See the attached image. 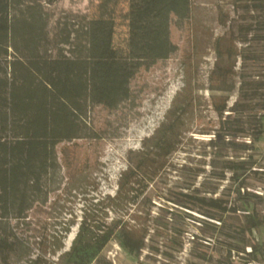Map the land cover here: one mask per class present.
I'll return each mask as SVG.
<instances>
[{"label": "trees", "instance_id": "obj_1", "mask_svg": "<svg viewBox=\"0 0 264 264\" xmlns=\"http://www.w3.org/2000/svg\"><path fill=\"white\" fill-rule=\"evenodd\" d=\"M53 1L0 0L2 255L28 212L37 203H47L50 183L61 170L57 145L101 137L89 121L92 109L98 105L115 109L131 98L133 77L178 50L171 24L174 17L187 18L191 8V0H152L148 8L124 13L118 9L120 0H99L92 11L56 12ZM232 3L241 13L228 33L216 39L217 60L209 76L211 92L222 95L215 103L219 127L202 132L215 134L204 155L221 160L215 174L227 185L202 193L196 184L206 170L190 168L189 182L167 198L171 206L160 220L156 216L140 227L130 224L124 214L108 222L84 212L70 248L62 253L67 264H114L103 255L113 240L137 264H180L190 222L202 231L191 240V254L198 260L192 264L213 262L214 246L228 249L220 264L264 262V241L255 237V231L264 228V166L255 154L264 135V74L251 77L246 72L248 61L264 55V0ZM118 18L127 22L126 54L105 49L103 30ZM237 87L238 97L229 107ZM185 106L171 107L151 143L139 151L137 162L121 174L116 193L97 204L108 201L105 207L129 209L142 197L148 200L144 194L164 172L179 170L169 160L183 144ZM228 108L232 118L224 117ZM232 216L236 220L229 219ZM63 224L62 230L51 234L52 254L64 247L75 222ZM40 241L51 242L46 234ZM26 264L58 263L39 252Z\"/></svg>", "mask_w": 264, "mask_h": 264}, {"label": "rangeland", "instance_id": "obj_2", "mask_svg": "<svg viewBox=\"0 0 264 264\" xmlns=\"http://www.w3.org/2000/svg\"><path fill=\"white\" fill-rule=\"evenodd\" d=\"M98 2L54 0L51 8L56 12H87L92 11ZM152 3V0H120L118 9L124 13L132 12L148 8ZM240 13V8H235L232 0H191L187 18L181 20L173 16L171 38L178 50L169 58L157 61L149 69L142 68L131 80V98L117 108L98 105L92 109L89 121L100 138L79 139L76 143L62 142L57 145L61 170L59 176L50 183L48 201L45 204L37 203L28 212L26 220L20 222L15 235L8 239L6 252L3 255L0 253V264H26L27 258L39 252L58 264H67V257L62 253L70 248L84 212L98 219L105 217L108 222L124 214L134 227H140L146 221L151 224L152 218L156 216L160 220L171 206L167 198H173L176 188L189 182L190 168L206 170L196 184L202 193L218 186L221 191L227 185V181L220 182L215 174L221 169V160L204 155L206 143L215 134L213 131L210 134L202 132L219 127L220 118L215 103L221 101L222 95L219 92L213 94L209 89V76L217 60L216 39L228 33L232 20L237 19ZM103 38L108 52L126 54L127 22L115 19L104 28ZM237 46L240 48L241 44L238 42ZM257 48L260 50L259 46ZM260 58L247 62L246 72L249 76L264 74V55ZM240 67L239 59L236 68ZM238 94L237 87L229 97V107L234 104ZM181 103H186L183 144L169 160L179 170L164 172L144 194L148 200L142 197L140 202L129 209L119 211L115 206L105 207L110 203L108 201L97 204L98 199L116 193L121 174L137 162L139 151L151 143L152 135L166 120L171 107ZM233 116L231 108L224 113L225 118ZM256 145L255 154L264 166V135ZM232 155L235 156V153ZM229 219L236 220L233 216ZM67 220H74L75 224L64 238V247L52 254L51 234L62 230ZM198 226L193 222L188 226L184 249L178 256L180 264L198 261L191 254L194 245L191 240L202 232ZM45 234L51 242L43 245L40 240ZM255 237L264 241V228L257 229ZM210 252L214 260L204 264H220L219 261L228 255V249L220 246H214ZM103 255L114 264H137V260L114 240L106 246Z\"/></svg>", "mask_w": 264, "mask_h": 264}]
</instances>
